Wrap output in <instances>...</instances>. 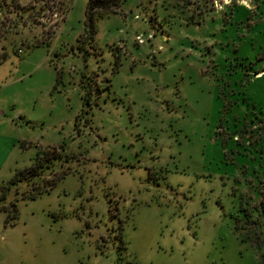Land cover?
<instances>
[{
	"label": "rangeland",
	"instance_id": "rangeland-1",
	"mask_svg": "<svg viewBox=\"0 0 264 264\" xmlns=\"http://www.w3.org/2000/svg\"><path fill=\"white\" fill-rule=\"evenodd\" d=\"M88 1L0 0V264H264V0Z\"/></svg>",
	"mask_w": 264,
	"mask_h": 264
},
{
	"label": "trees",
	"instance_id": "trees-1",
	"mask_svg": "<svg viewBox=\"0 0 264 264\" xmlns=\"http://www.w3.org/2000/svg\"><path fill=\"white\" fill-rule=\"evenodd\" d=\"M123 0H89L86 7V16L87 20L92 23L93 19L95 18L96 14H99L98 12L107 13L109 11H116L117 7H120ZM103 15V14H102ZM2 58V57H1ZM0 58V59H1ZM56 150V148H52ZM50 152V154L42 157L39 163L34 164L31 167H28L26 170L22 171L20 173V176L17 179H25V181H28L32 179L34 176H37L39 174V170H44L43 167L48 166L50 167L54 162V157L57 156L55 151ZM50 162L51 164H48ZM47 164V165H46ZM50 172V171H49ZM56 177H53L49 179L48 181L44 182L39 189H36L32 193H30L28 196L33 198L36 197L38 194L48 191L51 188V185L55 182ZM263 195V193H261ZM258 205V204H257ZM260 207H256L257 210L259 208L262 210H259V214L262 215L264 213V202L261 201L259 203ZM246 213V221L242 226H237L238 228H242L243 230L247 231V235L250 236L253 241L257 237L260 239L264 236L262 226L263 221L258 219L252 218V214L248 211ZM262 256L264 257V253H262Z\"/></svg>",
	"mask_w": 264,
	"mask_h": 264
},
{
	"label": "built area",
	"instance_id": "built-area-1",
	"mask_svg": "<svg viewBox=\"0 0 264 264\" xmlns=\"http://www.w3.org/2000/svg\"><path fill=\"white\" fill-rule=\"evenodd\" d=\"M138 37H140V38L138 39L140 42H143V41H144V39H143L140 35H138Z\"/></svg>",
	"mask_w": 264,
	"mask_h": 264
},
{
	"label": "crops",
	"instance_id": "crops-1",
	"mask_svg": "<svg viewBox=\"0 0 264 264\" xmlns=\"http://www.w3.org/2000/svg\"><path fill=\"white\" fill-rule=\"evenodd\" d=\"M120 8H121V6H120Z\"/></svg>",
	"mask_w": 264,
	"mask_h": 264
}]
</instances>
